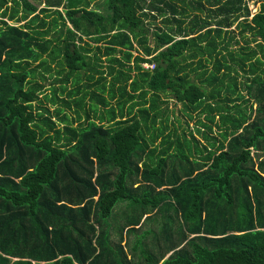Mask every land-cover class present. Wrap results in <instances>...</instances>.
I'll return each instance as SVG.
<instances>
[{
  "label": "trees",
  "instance_id": "obj_1",
  "mask_svg": "<svg viewBox=\"0 0 264 264\" xmlns=\"http://www.w3.org/2000/svg\"><path fill=\"white\" fill-rule=\"evenodd\" d=\"M94 1L0 0V264H264V0Z\"/></svg>",
  "mask_w": 264,
  "mask_h": 264
},
{
  "label": "rangeland",
  "instance_id": "obj_2",
  "mask_svg": "<svg viewBox=\"0 0 264 264\" xmlns=\"http://www.w3.org/2000/svg\"><path fill=\"white\" fill-rule=\"evenodd\" d=\"M29 3L33 4V5H37L38 8H42L43 7V4L42 2H44V0H27ZM104 0H96L94 1L92 4H91V7L93 9H98V11H100L102 14H105L106 13V10H105V7H104ZM249 8L251 9V12L254 13L257 11L258 9V4L254 5L252 3L249 4ZM18 10L20 12H22V6H20L18 8ZM157 25H161L159 23V21H157ZM69 27H71L69 25ZM234 29V26L231 27V30L232 31H237V30H233ZM55 37L54 34H51L50 35V38H53ZM235 40L238 41V44L235 45L234 41L232 42L231 44V48L232 49H238L241 45H243V41L241 39V37L235 33ZM83 41L87 42L88 39L86 38H83ZM251 46L254 47V43H251ZM135 55V54H134ZM102 64H106V61H105V58L102 57ZM55 66L54 64H51V67ZM59 70L58 67H55L54 68V71L52 72V74H46V80L43 82L44 86H45V92L47 95H50V90L51 88L53 87H58L59 86V80H57L56 82H53V80L55 79H61L63 77V75L61 76H56L55 72ZM85 73V72H84ZM84 73H81V77H82V82H85V78H84ZM241 78H239L238 81H240ZM67 87L68 88H72L73 87V83L72 81L70 80L69 83H67ZM62 93L60 92H57V96H60V98H66V95H62ZM41 97V96H40ZM43 102V107H49L50 108V111H52L55 107H59L61 109H63V111L68 115V118L69 119H73L74 117V113H73V109H74V106L71 105L70 109H67L66 107H63L61 106L62 104L61 103H57L55 106H51L48 103H46L45 101H41ZM167 105V108L169 110V125H170V122H174V127L176 128L177 130V134H180L182 131H185L186 132V128H187V125H186V121H187V117L182 113V110H181V105L180 104H176L175 103V100H169L168 102H165ZM162 108H164V106L162 105L161 106ZM99 112H97L96 114L99 115V113L101 114H104L105 115V109H103L102 107L99 106ZM172 113V115H171ZM82 114V113H81ZM89 115L90 117L94 118V112H89ZM85 120V117L83 116V114L81 115V118L79 120L80 123H83ZM195 126V122L194 120L192 122H189L188 124V128L189 129H192L193 127ZM172 128V126H170ZM188 137V135H187ZM198 139H200L199 137H197ZM170 169V165L168 167V170ZM122 202L118 203L115 205V208H114V211H113V218L111 219V223L113 224V229L111 230V237H112V240L115 242L118 238V232L119 230H117L118 227H123L124 226V223H125V219L123 215V207H124V204H121ZM126 217V216H125ZM146 216L144 215L143 218L141 219V228L138 230L137 229V232L132 234V235H128L129 239L128 241L126 242H123L122 245L124 244L125 245V250H129V247L132 246V244L135 242V240L137 239L136 237H140L141 234L147 230V229H151L153 231H156L160 225V219L157 218V215H154V220L153 221H149L146 223L143 222V219L145 218ZM128 229V228H124L123 230V234H126L127 232H125V230ZM117 230V231H116ZM122 234V235H123ZM137 234V236H136ZM146 243V245L148 246V244H151L152 242V238L151 236H148L146 238V240L144 241Z\"/></svg>",
  "mask_w": 264,
  "mask_h": 264
},
{
  "label": "built area",
  "instance_id": "obj_3",
  "mask_svg": "<svg viewBox=\"0 0 264 264\" xmlns=\"http://www.w3.org/2000/svg\"><path fill=\"white\" fill-rule=\"evenodd\" d=\"M142 68L144 70H152L154 68V64L153 63H144V64H142Z\"/></svg>",
  "mask_w": 264,
  "mask_h": 264
},
{
  "label": "crops",
  "instance_id": "obj_4",
  "mask_svg": "<svg viewBox=\"0 0 264 264\" xmlns=\"http://www.w3.org/2000/svg\"><path fill=\"white\" fill-rule=\"evenodd\" d=\"M165 100L168 101V100H172V99L168 98V99H165ZM166 105H167L166 103L163 104L164 108L167 107ZM161 106H162V105H161ZM161 108H162V107H161ZM164 108H162V109H164ZM171 115H172V113H171ZM168 118L170 119V117H169V112L167 113V119H168ZM170 123H171V122H170Z\"/></svg>",
  "mask_w": 264,
  "mask_h": 264
},
{
  "label": "water",
  "instance_id": "obj_5",
  "mask_svg": "<svg viewBox=\"0 0 264 264\" xmlns=\"http://www.w3.org/2000/svg\"><path fill=\"white\" fill-rule=\"evenodd\" d=\"M168 256V255H167Z\"/></svg>",
  "mask_w": 264,
  "mask_h": 264
}]
</instances>
